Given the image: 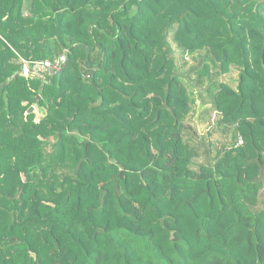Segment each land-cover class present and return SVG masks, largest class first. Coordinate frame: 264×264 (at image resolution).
Segmentation results:
<instances>
[{"label":"trees","instance_id":"16d2710c","mask_svg":"<svg viewBox=\"0 0 264 264\" xmlns=\"http://www.w3.org/2000/svg\"><path fill=\"white\" fill-rule=\"evenodd\" d=\"M263 189L264 0H0V264H264Z\"/></svg>","mask_w":264,"mask_h":264},{"label":"rangeland","instance_id":"374dc122","mask_svg":"<svg viewBox=\"0 0 264 264\" xmlns=\"http://www.w3.org/2000/svg\"><path fill=\"white\" fill-rule=\"evenodd\" d=\"M176 50V55L181 66L185 67L187 70L197 58L193 57L191 54H186L185 51L174 43ZM51 77V76H50ZM220 80L224 82L236 85L238 81V69L233 68V70L219 77ZM33 110L37 114V120L44 114L37 107L32 106ZM30 108V109H31ZM31 112V110H29ZM220 114L214 112L212 108V103L209 101L206 93L204 94V99H198L197 103L194 105V110L190 114L188 121L197 130L199 138L205 142V144L211 150L212 157L217 155V151L224 145H231L235 142V132L231 129H227L225 125L219 124ZM264 190V189H263Z\"/></svg>","mask_w":264,"mask_h":264},{"label":"built area","instance_id":"2783aa9c","mask_svg":"<svg viewBox=\"0 0 264 264\" xmlns=\"http://www.w3.org/2000/svg\"><path fill=\"white\" fill-rule=\"evenodd\" d=\"M68 60L67 54L63 53L54 60H36L32 64L23 59V74L25 76H39L47 78L64 68Z\"/></svg>","mask_w":264,"mask_h":264},{"label":"water","instance_id":"95a60500","mask_svg":"<svg viewBox=\"0 0 264 264\" xmlns=\"http://www.w3.org/2000/svg\"><path fill=\"white\" fill-rule=\"evenodd\" d=\"M68 65H69V60H67L65 66H64V69H66V68L68 67ZM33 109H34V108H31L30 110L33 111Z\"/></svg>","mask_w":264,"mask_h":264}]
</instances>
